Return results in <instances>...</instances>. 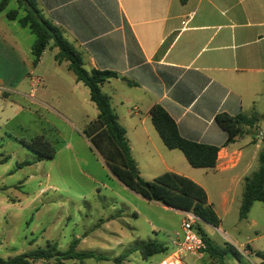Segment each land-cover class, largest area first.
Masks as SVG:
<instances>
[{
    "label": "crops",
    "instance_id": "1",
    "mask_svg": "<svg viewBox=\"0 0 264 264\" xmlns=\"http://www.w3.org/2000/svg\"><path fill=\"white\" fill-rule=\"evenodd\" d=\"M35 1L80 51L86 68L117 73L101 86L110 88L111 106L126 130L139 175L151 180L169 171L200 185L219 219V229L234 204L235 194L227 189L244 181L264 142V134L259 135L264 128L257 125L226 143V131L214 120L217 113L241 112L254 113L264 121V111L256 110L259 97L264 96V0ZM16 45L0 19V54L16 58ZM156 104L176 122L182 137L218 147L213 168H194L180 150L165 146L149 113ZM127 105L139 111L132 113ZM251 131H255L252 139H244ZM197 221L200 226L212 225L198 217L194 225ZM226 233L232 244L224 241L222 245L229 243L241 253L239 258L232 256L235 264L261 251L252 243L264 233L244 243ZM171 234L172 250L166 247L167 256L177 250ZM213 260L204 254H187L181 263Z\"/></svg>",
    "mask_w": 264,
    "mask_h": 264
},
{
    "label": "rangeland",
    "instance_id": "2",
    "mask_svg": "<svg viewBox=\"0 0 264 264\" xmlns=\"http://www.w3.org/2000/svg\"><path fill=\"white\" fill-rule=\"evenodd\" d=\"M13 9L18 10V18L24 15L17 0H9L0 11L19 51L16 58L0 54V257L46 248L47 242L66 251L77 239L75 252L107 259L72 258L66 264H159L169 252L144 259L137 248L155 241L171 251L169 237L179 229L184 213L143 200L112 174L82 132L97 114L89 89L76 82L67 61L55 60L58 49L52 40L34 63L31 47L35 35L20 26L17 18L6 16ZM109 90L108 86L102 89L110 99ZM127 107L132 113L139 111L133 105ZM256 110L264 111V96L259 97ZM257 125L264 128V121L257 120ZM254 135L251 131L243 138ZM35 136L47 142L51 157L22 142ZM258 165L257 160L247 176ZM243 189L244 181L227 189L235 194L234 204L219 229L202 224L213 243H231L226 230L243 243L264 233L263 202L255 201L246 218L239 216ZM252 244L264 252V236ZM232 256L228 253L224 264H235ZM34 264L46 263L38 260ZM209 264L219 263L213 260ZM241 264L259 263L253 254L243 257Z\"/></svg>",
    "mask_w": 264,
    "mask_h": 264
},
{
    "label": "trees",
    "instance_id": "3",
    "mask_svg": "<svg viewBox=\"0 0 264 264\" xmlns=\"http://www.w3.org/2000/svg\"><path fill=\"white\" fill-rule=\"evenodd\" d=\"M9 0H0V11H3ZM23 8L24 15L18 18V10L13 9L6 13L9 19H16L22 27H27L35 35L31 47L34 63L38 62L42 52L49 42L58 49L55 60L58 63L67 61V68L73 72L75 80L81 82L89 89V98L97 108L96 116L91 119L83 129V134L90 140L101 157L105 160L112 174L126 187L135 193L166 206L189 211L196 217L218 226L219 219L214 210L207 204V196L204 189L189 178L174 172H163L151 180H145L139 175L135 160L131 155L126 138L125 128L117 120L112 109L109 96L102 91L101 85L117 73L111 70L97 68L86 69L80 51L70 43L62 31L52 24L41 12L35 0H17ZM182 3L186 0H180ZM130 82V81H129ZM151 122L158 132L165 146L169 149H178L186 157L194 168H213L217 160L218 147L198 143L182 137L178 131L176 122L166 110L156 104L150 109ZM216 123L226 131V143L232 142L237 135L244 133L245 128H252L257 123L254 113H238L229 115L225 112L217 113L214 117ZM27 147L39 154L48 157L53 155L47 142L41 136H35L30 142L23 141ZM258 169L244 178V189L239 208L240 218H246L247 213L255 201L264 204V142L258 153ZM193 228L199 234L205 248L202 254L214 258L220 264H224L228 253L239 258L241 253L229 243L217 245L211 241L198 221ZM77 239H74L69 249L59 251L55 244L46 243V248H37L23 252L6 259L0 257V264H34L41 260L46 264H66L65 260L77 258L83 260L86 257L107 259L102 255L91 252H75ZM137 249L142 258L164 252L166 246L160 242L147 241ZM255 254L264 260V252L256 251ZM115 262L119 261L114 259Z\"/></svg>",
    "mask_w": 264,
    "mask_h": 264
},
{
    "label": "built area",
    "instance_id": "4",
    "mask_svg": "<svg viewBox=\"0 0 264 264\" xmlns=\"http://www.w3.org/2000/svg\"><path fill=\"white\" fill-rule=\"evenodd\" d=\"M263 134L264 131L259 133L261 138ZM181 211H183L184 217L181 220L179 229L174 232L172 241L177 246V250L172 255L162 259L159 264H182L181 261L184 255L198 256L202 254L205 248V243L193 228L196 216L189 211Z\"/></svg>",
    "mask_w": 264,
    "mask_h": 264
},
{
    "label": "water",
    "instance_id": "5",
    "mask_svg": "<svg viewBox=\"0 0 264 264\" xmlns=\"http://www.w3.org/2000/svg\"><path fill=\"white\" fill-rule=\"evenodd\" d=\"M118 78H121V75L118 74Z\"/></svg>",
    "mask_w": 264,
    "mask_h": 264
}]
</instances>
